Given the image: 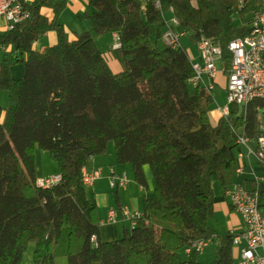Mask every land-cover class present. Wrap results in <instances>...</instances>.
Listing matches in <instances>:
<instances>
[{
  "label": "trees",
  "instance_id": "1",
  "mask_svg": "<svg viewBox=\"0 0 264 264\" xmlns=\"http://www.w3.org/2000/svg\"><path fill=\"white\" fill-rule=\"evenodd\" d=\"M92 29L74 32L60 22L66 0H34L30 16L0 32V264H21L34 244V264H55L68 227L69 264H203L200 253L184 249L215 238L208 264H236L229 233L210 224L214 184L224 190L237 180L239 135L255 138L264 118V99L233 104L216 122L214 91L192 88V59L184 46L160 45L169 27L219 43L227 76L229 43L251 32L264 13V0H87ZM51 13V16H50ZM53 32L56 42L39 49ZM93 32L118 34L113 50L122 69L113 72ZM21 64L23 76L12 67ZM114 142L116 161L131 164L137 183L154 192L131 232L101 239L97 204L87 196L82 170ZM36 147L58 163L62 181L37 185ZM264 207V184L255 185Z\"/></svg>",
  "mask_w": 264,
  "mask_h": 264
},
{
  "label": "built area",
  "instance_id": "2",
  "mask_svg": "<svg viewBox=\"0 0 264 264\" xmlns=\"http://www.w3.org/2000/svg\"><path fill=\"white\" fill-rule=\"evenodd\" d=\"M34 0H0V32L13 30L18 24L30 16L27 10L28 4ZM159 5V0L156 2ZM178 21L173 17L169 27L163 34V41L171 47L181 46V37L185 32L178 31L174 27ZM251 32L245 37L232 40L228 48L233 54L229 73L226 78L227 104L220 106L218 110L224 116H228L233 104L244 106L245 98L259 99V94H264V13L256 15L250 24ZM199 60H192L194 74L188 82L192 88L201 87L214 91L218 84V78L225 69H220L217 62H223V49L219 43H215L205 37L197 43ZM121 48L118 34H114L112 49ZM224 64V63H223ZM260 134L251 138L247 135H239L238 152L240 172H236L238 179L225 189V196L233 210L238 213L243 222V228L238 231L231 230L232 243L238 250V264H264V220L260 215L261 195L257 186L264 184V118L259 124ZM254 160L261 170L249 165L248 172L246 161ZM103 176L101 168L84 167L82 181L86 187ZM109 184L111 188L118 189L129 183L126 175H117L113 169L109 172ZM62 181V175L51 174L37 178V185L42 188L52 187ZM129 220L131 227L136 225L140 212L132 211L128 207L119 210L111 208L110 220L115 222L117 213ZM213 238L195 241L184 249V254L189 256L193 251L200 254L212 243Z\"/></svg>",
  "mask_w": 264,
  "mask_h": 264
},
{
  "label": "crops",
  "instance_id": "3",
  "mask_svg": "<svg viewBox=\"0 0 264 264\" xmlns=\"http://www.w3.org/2000/svg\"><path fill=\"white\" fill-rule=\"evenodd\" d=\"M86 2H87V0H86ZM67 7H68V2H67ZM67 7H66V9H67ZM65 10H64V12H65ZM63 13H62V15H63ZM169 14H170V20H169V22H170L171 19L173 18V15L171 12ZM50 16H51V13H50ZM60 19H61V17H60ZM63 24H65V23H63ZM65 25L68 28H70L67 24H65ZM71 30H73V29H71ZM73 31L78 32L76 30H73ZM105 35H108L110 38L108 41L106 40L107 42L105 44H103V47L101 46V42L99 41V38L97 39L96 36L95 37L93 36V37H94V40H95L97 46L99 47V49H101L104 52V55H105L106 59L108 60V63L110 65L112 71L113 72H119L122 69V65L117 60V58L115 57L114 51L111 50L112 49L111 48L112 43L114 42V35H111V34H105ZM47 36H48V38H47L48 42L47 43H43L41 40L37 44V47L39 49L42 50L46 46L54 44L56 42V35L53 32L49 33ZM109 42H110V45L108 47H106L107 43L109 44ZM193 44H194L193 46L188 47L187 51H188L192 60L198 61L199 60L198 45H197V43H193ZM181 45H182V43H181ZM13 68L16 69V71L18 73V68H15V65H14L12 67V74H13ZM22 74H23V72H22ZM21 76H23V75H21ZM21 76L18 78H21ZM226 78L227 77L225 75L220 74V76L218 78V85L221 86L224 83L226 84ZM225 84H224V89L226 86ZM1 106L6 107L7 105H1ZM110 145H111V143H110ZM110 145H109L108 151L105 154L93 157L91 162H90L91 168H101L102 169L103 176L100 179H98L94 183L93 186L86 187V192H87L88 198L90 200L94 201L98 206V214H99V218H100V222H101V239L103 241H113V240L120 239V238L124 237L126 232H128L127 226L130 224L129 220L126 219L122 215L121 211H118L116 221L115 222L111 221L110 217H109V211L111 208H116L119 210L122 207H128L132 211L142 213L144 210V206H143L144 198L147 196H152L153 192H154V183H152V177H153L152 172H151L150 168H147V167H145V174H146L147 183H148L147 187L141 186L138 183L134 182L133 185L131 183H129L125 187H121L118 189L111 188V186L109 184V179H108L109 172L111 169H113L117 175H126L128 178H130V177L134 178V171H133L131 164H128V163L127 164H119V163H117L115 146H114V148H112V147H110ZM37 149H40V148L36 147V151H35V166H36L37 177L40 178V177H45V176H48L51 174H58L59 170L56 171L54 168H52L50 170L45 169V161L46 160H45L44 156L42 157V155H41V159L38 160V157L36 156ZM246 165H247L248 172L251 169L249 167V165L256 167L257 170H261L260 167L256 164V162L254 160H251L250 162L246 161ZM236 177L238 179L237 175H236ZM218 185H219V188H216L214 186L215 204H216L215 213L223 212L226 215V217L229 218L228 219L229 230L227 233H229L231 230H234V231L241 230L243 228V222H242L240 215L238 213H236L233 210L232 206L230 205L228 199L225 196L224 188L219 183H218ZM213 229H214V227H213ZM216 246H217V241L215 238H213V241L210 244V246L204 252H202L200 254V258L202 256H205L208 253H213V255H215ZM237 255H238V250H237V248H235V259H237ZM206 258L208 259V257H206ZM201 260H202V258H201ZM211 261H209V263ZM202 262H203V264H206L205 261H202ZM31 264H34V262H31ZM55 264H56V261H55Z\"/></svg>",
  "mask_w": 264,
  "mask_h": 264
},
{
  "label": "rangeland",
  "instance_id": "4",
  "mask_svg": "<svg viewBox=\"0 0 264 264\" xmlns=\"http://www.w3.org/2000/svg\"><path fill=\"white\" fill-rule=\"evenodd\" d=\"M68 2V7L61 16L60 22H63L67 24L71 29L76 30L78 32H83V31H89L92 29V24L91 21L87 16L91 15L94 12V7L89 5L86 0H66ZM142 4L144 5L147 0H141ZM167 21L169 22L170 20V14H166ZM93 36L99 38V41L101 42V46L103 47V44H105L109 40V36L105 34H97L93 32ZM48 36L43 37L41 40L43 43H47L48 41ZM107 40V41H106ZM99 42V43H100ZM181 43L182 45L188 49V47L193 46L194 42L191 40L190 33L185 34L184 36L181 37ZM113 44V43H112ZM110 45L107 43L106 47ZM160 45L164 46L165 42L163 39L160 41ZM112 48V46H111ZM105 49V48H104ZM113 51V49H111ZM108 51V50H107ZM3 59V50H0V61ZM218 67L222 69L224 67V64L222 61L217 62ZM15 68H18V73L16 69L13 68V76L15 78L20 77L23 72V66L21 64L15 65ZM225 69V67H224ZM22 77V76H21ZM225 84V83H224ZM224 84L223 85H216V88L214 90V95L217 103L220 106L226 105L227 100H226V92L224 89ZM226 85V84H225ZM215 102V108L211 112L212 114V119L214 122L218 120L220 117L221 113L218 110V104ZM0 104L1 105H7L9 104V97H8V91L4 89H0ZM114 142H111L110 147L114 148ZM44 156L45 158V169L50 170L54 168L56 171L59 170L58 163L54 161L51 157L50 154L47 151L37 149L36 156L38 157V160L41 159ZM147 168H150L149 165L145 166ZM151 170V168H150ZM152 172V171H151ZM129 183L132 185L134 182L137 183L135 177L129 178ZM128 183V184H129ZM152 183H154V178L152 177ZM216 188H219L218 183H215L214 185ZM228 217L223 212H218L215 213L213 219H211V225L214 227L215 231L218 234H225L229 230V224H228ZM132 230L131 225L129 224L127 226V231L130 233ZM68 227H64L62 237L60 239L59 245L57 247V256H56V264H69V259H68ZM33 249H34V244H31L29 248L26 250V252L23 255V260L21 264H31L33 262ZM208 257V259L206 258ZM215 255L213 253H208L205 256H202V261H205L206 264L209 263V261L213 260ZM211 259V260H210ZM236 264H238V259H235Z\"/></svg>",
  "mask_w": 264,
  "mask_h": 264
},
{
  "label": "bare ground",
  "instance_id": "5",
  "mask_svg": "<svg viewBox=\"0 0 264 264\" xmlns=\"http://www.w3.org/2000/svg\"><path fill=\"white\" fill-rule=\"evenodd\" d=\"M259 99H264V94H259ZM252 101H253V98H245L244 105H247ZM236 172H240V163H238L237 165ZM260 215L263 217V220H264V207H260Z\"/></svg>",
  "mask_w": 264,
  "mask_h": 264
}]
</instances>
